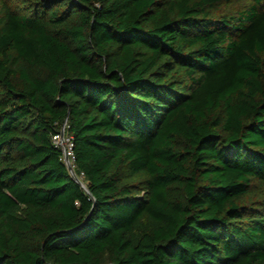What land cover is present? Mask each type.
I'll use <instances>...</instances> for the list:
<instances>
[{"label": "trees", "instance_id": "trees-1", "mask_svg": "<svg viewBox=\"0 0 264 264\" xmlns=\"http://www.w3.org/2000/svg\"><path fill=\"white\" fill-rule=\"evenodd\" d=\"M230 2L0 0V264H264V0Z\"/></svg>", "mask_w": 264, "mask_h": 264}, {"label": "built area", "instance_id": "built-area-1", "mask_svg": "<svg viewBox=\"0 0 264 264\" xmlns=\"http://www.w3.org/2000/svg\"><path fill=\"white\" fill-rule=\"evenodd\" d=\"M64 129H65V123L62 124V126L58 131L52 133L51 142L55 146L61 148L63 161H64V151H65L70 163L72 164V160H73V152L71 148L72 137L69 134L67 135Z\"/></svg>", "mask_w": 264, "mask_h": 264}, {"label": "rangeland", "instance_id": "rangeland-1", "mask_svg": "<svg viewBox=\"0 0 264 264\" xmlns=\"http://www.w3.org/2000/svg\"><path fill=\"white\" fill-rule=\"evenodd\" d=\"M245 2H247V0H231L230 3H225L222 5H219L217 7V11L219 12H235L237 9L241 8L242 6L245 5ZM108 264V263H106Z\"/></svg>", "mask_w": 264, "mask_h": 264}, {"label": "water", "instance_id": "water-1", "mask_svg": "<svg viewBox=\"0 0 264 264\" xmlns=\"http://www.w3.org/2000/svg\"><path fill=\"white\" fill-rule=\"evenodd\" d=\"M64 164H66V167H67L71 177L73 178V180L76 181L77 183H79L81 186H84L82 181H80L79 178L76 176V174H75V172L73 170V166L70 163L65 151H64ZM85 191L88 192V189L85 188Z\"/></svg>", "mask_w": 264, "mask_h": 264}]
</instances>
